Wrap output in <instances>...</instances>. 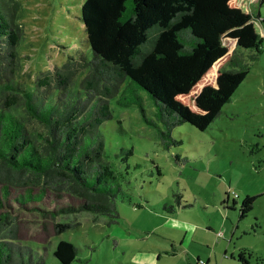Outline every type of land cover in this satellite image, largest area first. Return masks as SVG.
<instances>
[{
  "label": "trees",
  "instance_id": "1",
  "mask_svg": "<svg viewBox=\"0 0 264 264\" xmlns=\"http://www.w3.org/2000/svg\"><path fill=\"white\" fill-rule=\"evenodd\" d=\"M252 1L83 0L87 50L43 71L34 88L7 79L0 95V264L42 262L29 245L15 242L14 216L1 211L10 199L19 206L30 203L52 219L83 210L106 215L107 223L117 221L122 189L99 130L111 117L110 97L118 95L121 106L136 104L142 119L158 129L164 147L179 143L170 135L175 126L188 122L202 130L219 115L264 46ZM7 4L0 0V57L12 62L22 34ZM242 48L249 50L247 56ZM79 70L85 73L71 88L70 77ZM44 85L55 91L45 94L38 89ZM144 95L152 102L153 117L144 114ZM19 102L41 131L29 130L13 112ZM119 152L127 161L132 147ZM11 186L21 191L13 193ZM63 194L76 203L57 207ZM254 198H243L239 216L251 209ZM164 209L173 211L171 205ZM73 224L54 221V232ZM52 254L70 264L77 250L59 239ZM249 255L240 250L236 259L246 264Z\"/></svg>",
  "mask_w": 264,
  "mask_h": 264
},
{
  "label": "rangeland",
  "instance_id": "2",
  "mask_svg": "<svg viewBox=\"0 0 264 264\" xmlns=\"http://www.w3.org/2000/svg\"><path fill=\"white\" fill-rule=\"evenodd\" d=\"M4 1L22 37L17 59L0 57V95L7 79L34 88L43 71L87 50L80 20L83 0ZM251 6L264 31V0H253ZM84 73L71 75V88ZM52 86L38 89L46 94L55 91ZM117 96L109 99L111 117L99 125L122 189L117 221L107 223L106 215L83 210L52 219L30 203L24 207L10 199L1 211L14 216L15 242L37 251L40 264H61L52 254L59 239L76 246L70 264H242L236 259L240 250L250 254L246 264H264V46L213 121L202 130L188 122L171 130L177 144L164 147L158 129L142 119L137 105L121 106ZM148 99L144 95V114L153 117ZM13 112L29 130H42L22 103ZM129 147L132 153L124 161L119 149ZM11 191L21 190L11 186ZM246 195L255 198L241 217L239 206ZM75 203L63 194L56 206ZM170 205L173 211L164 209ZM54 221L74 226L57 234Z\"/></svg>",
  "mask_w": 264,
  "mask_h": 264
},
{
  "label": "built area",
  "instance_id": "3",
  "mask_svg": "<svg viewBox=\"0 0 264 264\" xmlns=\"http://www.w3.org/2000/svg\"><path fill=\"white\" fill-rule=\"evenodd\" d=\"M234 196H235V197L237 196L236 193H234Z\"/></svg>",
  "mask_w": 264,
  "mask_h": 264
}]
</instances>
